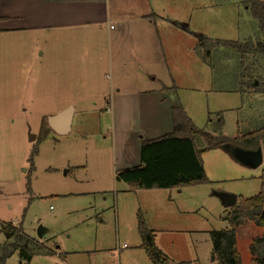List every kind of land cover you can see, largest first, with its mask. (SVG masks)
I'll use <instances>...</instances> for the list:
<instances>
[{
    "label": "rangeland",
    "instance_id": "rangeland-1",
    "mask_svg": "<svg viewBox=\"0 0 264 264\" xmlns=\"http://www.w3.org/2000/svg\"><path fill=\"white\" fill-rule=\"evenodd\" d=\"M153 1L158 19L152 23L145 17L138 19V25L144 27L128 43H156L155 32L161 34L159 43L170 49L157 73L166 86L176 85L179 101L195 127L216 138L207 123L222 112L224 144L237 131L263 126L264 95H246L232 90L231 80H215L210 67L191 49V44L204 36L243 41L259 34L242 0ZM119 3L121 10L129 9L122 14L125 20L149 13L147 0ZM39 35L35 30L0 32V223L21 226L31 236L39 226L47 228L45 242L61 255H36L25 263L19 249L6 264H151L142 248L136 251L138 234L127 231L131 216L127 209L124 212L129 218L122 213L126 195L119 192L127 184L116 180L113 170L120 140L131 135L137 124L143 131L151 129L156 102L153 96L142 95L139 103L127 96L126 108L118 113L108 102L118 88L133 91L158 88L159 84L144 77L142 65L131 57L124 65L116 62L114 44L109 65L101 43L95 51L98 63L89 62V71L80 76L81 86L69 91L82 103L73 115L70 131L63 135L49 131L42 138L48 117L69 94L56 81L57 43H44ZM218 51L237 62L234 51L223 47ZM84 52L77 46L70 56L79 61L81 69L87 63ZM32 135L36 137L33 140ZM215 138L203 139L208 148L202 155L208 183L156 189L149 199H142L148 224L172 232L157 235L170 264H219L212 258L210 232L228 228L223 219L229 210L226 201L231 196L248 198L259 192L263 162L256 168L243 166L229 158L223 144H214ZM35 146L31 171L28 160ZM52 192L63 196H51ZM116 199L121 205L118 220ZM262 233L264 229L252 222L238 227L236 244L242 264H255L250 260L249 243ZM3 241L0 232V244Z\"/></svg>",
    "mask_w": 264,
    "mask_h": 264
},
{
    "label": "trees",
    "instance_id": "trees-1",
    "mask_svg": "<svg viewBox=\"0 0 264 264\" xmlns=\"http://www.w3.org/2000/svg\"><path fill=\"white\" fill-rule=\"evenodd\" d=\"M242 4L256 21L259 34L249 36L243 41L211 39L204 36L195 45L194 52L210 67L215 80H231L234 82L232 90L246 95H264V0H242ZM218 47L234 51L238 56L237 62H234L235 57L233 61L231 55L219 52ZM222 60L226 64H222ZM229 72L232 74L228 75ZM161 90L167 92L172 100V130L153 139L140 138V165L118 170L116 180L142 190L208 183L202 161V155L208 148L204 146L203 139L209 138L212 141L213 138L205 130L195 127L179 101L176 85H162ZM207 124L212 132L221 134L224 125L222 112L216 114L215 120L209 118ZM49 131L51 128L47 124L42 138H45ZM229 143L247 149L261 147L263 154L259 192L248 198L236 196L234 204L229 206L223 218L227 221L228 228L210 232L215 260L219 264H242L236 244L238 227L252 222L264 229V125L249 132L237 131ZM36 152L35 146L28 160L31 171L32 158ZM26 185L29 192L30 187ZM136 218L140 246L147 258L152 264H168L166 256L157 248L153 231L140 210L137 211ZM0 232L5 238L0 244V264H6L7 259L19 249L23 262H29L36 255L51 254V250L29 237L21 226L0 223ZM249 252L252 263L264 264V233L251 239Z\"/></svg>",
    "mask_w": 264,
    "mask_h": 264
},
{
    "label": "crops",
    "instance_id": "crops-1",
    "mask_svg": "<svg viewBox=\"0 0 264 264\" xmlns=\"http://www.w3.org/2000/svg\"><path fill=\"white\" fill-rule=\"evenodd\" d=\"M147 2L149 9L148 14L141 16L142 13H138V18H135L137 20H125V18L122 17V14H127V10L129 9L121 10L122 6L120 5L119 0H0V32L6 31L9 33H17L35 30L39 32V38L44 41V43H57V58L59 57V59L56 62V81L57 85H64V88L68 90L69 96L62 103V106L54 113L57 114L63 110H68L71 114L70 126L74 113L78 111L77 106H80L82 103H80L81 101L77 98L76 93L72 96L69 91L81 86L79 82L81 80L80 76L89 71L87 66L89 65V62L93 65L98 63L99 59L95 57V51L101 46V43L104 44L105 54L109 65L113 63L114 44V49H116V62L124 65L125 63H128V59L131 57L132 61L142 65L141 72L144 77H148L150 80L156 81L159 84L158 88H145L133 91H122L118 88L112 98L109 99L108 107H110L115 113L121 112L126 108L127 96H133L138 103L140 101V96L142 95L153 96V100L156 102L154 107L157 109L156 116L150 127L151 129L143 131L140 129V125L137 124L131 135L125 136V138L120 140V150L116 158L114 157L116 161L113 170L114 178L118 170L140 165V138L153 139L169 133L172 130V100L170 99V101L166 98L165 91L163 92L161 90V86L166 85L162 82L161 77H159V74L157 73V67L166 63V50L169 51L170 48H167L165 43H159L161 42V34L157 31L154 34L156 43H140L138 41H130V43H128V39L134 38L135 32L139 28L144 27L138 25V19L145 17L148 19L149 23L158 19V6L153 0H147ZM111 21H114V23ZM11 43L16 42L12 41ZM195 45L192 46L191 44V49L193 51ZM77 46L83 48L85 50L84 53H86L83 57V61H86L87 63L83 69L78 65V60L74 61L70 58V56H72V49L75 50ZM61 81L64 82V84H62ZM51 132L58 134L52 129ZM154 132L155 134L152 135ZM222 134L223 131L221 134L214 133V135H217L216 138L215 136L211 137L218 141L226 142L221 139ZM227 155L231 160L237 162L229 153ZM154 190L156 189H135L126 185L119 191L121 194L126 195V198H124L122 202L125 201L127 205L125 206V209H122V213L127 215L126 213L130 212V222L127 223V231L130 234H138L136 213L140 210L143 213L144 218L146 217L147 214L146 210H143L142 199H149L151 192H154ZM55 193L52 192L50 195L63 196V194ZM120 207L121 205L119 206L117 204L116 199L114 203V211L117 220ZM126 209L127 211L125 213L124 211ZM127 218H129L128 215ZM145 221L153 231L154 241L157 248L167 259H169L168 252L160 248L157 242V235L170 234L172 232L165 229L159 230L153 228L148 224L147 218H145ZM12 225L17 226L14 224ZM45 229L46 231L41 238L37 235V232L34 236L26 234L39 243H43L49 250H51L50 255L54 254L60 256V252L58 253V251L52 248L49 243L45 242V235L48 232V229ZM137 243L136 251L138 252V250H142L140 246L141 240ZM197 262H200L199 255L197 257ZM168 264H170L169 260Z\"/></svg>",
    "mask_w": 264,
    "mask_h": 264
},
{
    "label": "water",
    "instance_id": "water-1",
    "mask_svg": "<svg viewBox=\"0 0 264 264\" xmlns=\"http://www.w3.org/2000/svg\"><path fill=\"white\" fill-rule=\"evenodd\" d=\"M257 83V82H256ZM70 112L68 110H63L55 115L48 117V126L58 134H66L70 129ZM30 139H35V135H32ZM221 141L214 140V144H219ZM225 150L235 159L238 163L243 166L256 168L263 162V154L261 147L256 149H247L230 143L223 144ZM236 196H231L226 204L231 206L234 204ZM46 229L39 226L37 229V235L41 238L45 233ZM214 258V256H212Z\"/></svg>",
    "mask_w": 264,
    "mask_h": 264
}]
</instances>
